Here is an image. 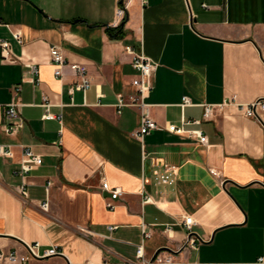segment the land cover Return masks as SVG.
Wrapping results in <instances>:
<instances>
[{
  "label": "crops",
  "instance_id": "obj_1",
  "mask_svg": "<svg viewBox=\"0 0 264 264\" xmlns=\"http://www.w3.org/2000/svg\"><path fill=\"white\" fill-rule=\"evenodd\" d=\"M120 1L0 0V36L16 57L0 48V143L13 151L0 155V249L39 242L61 251L30 264H142L139 245L148 260L264 264V108L246 113L264 100V0H127L124 15ZM128 44L157 63L145 101L162 127L142 137L140 108L115 105L136 91ZM52 45L88 66L90 88L71 91L68 65L56 75ZM29 63L39 67L37 85ZM16 84L25 126L8 134ZM185 95L191 104L182 105ZM45 103L55 117L44 116ZM169 123L202 129L208 141ZM26 147L43 162L22 173ZM103 181L122 189L113 208Z\"/></svg>",
  "mask_w": 264,
  "mask_h": 264
},
{
  "label": "built area",
  "instance_id": "obj_2",
  "mask_svg": "<svg viewBox=\"0 0 264 264\" xmlns=\"http://www.w3.org/2000/svg\"><path fill=\"white\" fill-rule=\"evenodd\" d=\"M143 4L146 3V0H141ZM120 15H124L126 12L127 0L120 1ZM14 37L19 41L22 42V33L20 31H13ZM0 48L2 52V56L4 59L7 60H14L16 57L13 54L11 42L0 36ZM126 50L132 55V65L138 70V75L133 79V84L136 87V91L133 93L125 94L120 93L117 97L116 108L118 113H121L122 110L127 106H136L139 107L141 110V120L140 126L138 131H136V136L142 137L143 135L149 133L153 129L161 128L162 126L154 119V117L150 114L147 103L145 101L146 95L153 89V73L156 69V61L151 58L150 56L146 55L143 51L137 50L133 45H126ZM50 54L52 60L57 64V68L55 70L56 75L63 74V66L68 65L71 70L74 72L76 79L71 87V91L74 89H83L87 90L91 87L93 81L89 73L88 66L84 63L80 62H72L67 61L64 53L62 52L61 48L52 45L50 47ZM29 69L32 74V81L35 85L39 84V67L36 63H29ZM21 90V84H16L14 86V92L16 97L14 100L9 102L6 105V121L3 124L4 130L8 134L17 133L20 129L25 126V121L22 118L19 108L22 104L18 94ZM192 100L189 96L185 95L183 97L182 105L191 104ZM47 107V111L45 113L46 118L55 117V114L50 112L49 110V103H45ZM262 106L264 108V100L257 99L256 101L250 103L246 108V113L249 115H255L256 107ZM205 110H204V118H213L214 117V104L212 103H205ZM243 106V105H242ZM188 122L193 123H200V119H192L188 120ZM166 128L172 132L184 134L187 133L192 137L198 138L202 142L208 141V136L202 131V129L195 128V129H187L183 125H178L176 123H169ZM13 151L11 147L7 144L0 143V155L2 156H11ZM43 157L30 148H24L23 158L20 162L21 167L20 171L22 173H28L33 168L37 167L38 165L42 164ZM171 180V177H164L162 181L167 182ZM52 181H48V188L51 186ZM102 189L105 191L110 192V196L107 200V206L113 208L115 206V200L120 197L122 194V189L119 187H113L108 181H103ZM151 197H147V200H150ZM41 206L44 209L49 208V201H43ZM182 223L188 229V239L187 244L192 247H195L197 244V235H195L192 231L193 224L195 220L192 215L185 216ZM115 225H109L110 229H114ZM143 232L145 237H150L151 232L148 231L143 226ZM185 246V245H184ZM61 251L59 248L54 245L45 249H42L41 243L35 242L30 243L26 247V251L22 252L18 249L13 250H3L0 249V263L2 264H30V261L33 258H45L50 257L53 255L60 254ZM138 256L142 258V264H175V259L173 256L170 255H162L156 257L154 259H146L143 256V248L142 245L138 246Z\"/></svg>",
  "mask_w": 264,
  "mask_h": 264
},
{
  "label": "water",
  "instance_id": "obj_3",
  "mask_svg": "<svg viewBox=\"0 0 264 264\" xmlns=\"http://www.w3.org/2000/svg\"><path fill=\"white\" fill-rule=\"evenodd\" d=\"M156 255H157V253H156ZM156 255L153 257V259L156 257Z\"/></svg>",
  "mask_w": 264,
  "mask_h": 264
}]
</instances>
